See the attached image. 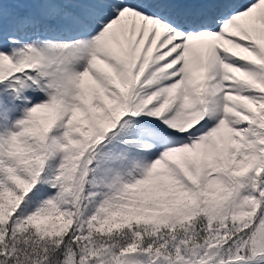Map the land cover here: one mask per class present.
I'll use <instances>...</instances> for the list:
<instances>
[{
    "label": "snow or ice",
    "instance_id": "1",
    "mask_svg": "<svg viewBox=\"0 0 264 264\" xmlns=\"http://www.w3.org/2000/svg\"><path fill=\"white\" fill-rule=\"evenodd\" d=\"M0 264H264V0H0Z\"/></svg>",
    "mask_w": 264,
    "mask_h": 264
}]
</instances>
